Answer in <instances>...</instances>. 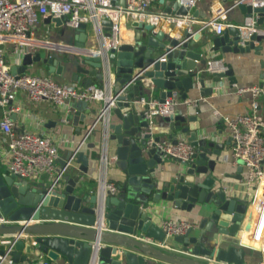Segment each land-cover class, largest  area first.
<instances>
[{"label":"water","instance_id":"95a60500","mask_svg":"<svg viewBox=\"0 0 264 264\" xmlns=\"http://www.w3.org/2000/svg\"><path fill=\"white\" fill-rule=\"evenodd\" d=\"M125 3L123 0L118 4ZM238 8L245 14L256 11L258 22L264 23V4L252 7L239 3ZM163 10L178 15L190 11L180 0H169L163 4ZM197 15L196 10L191 12L192 18ZM44 19L60 23L66 17L47 15ZM100 22L104 35H110L111 20L105 18ZM190 22L182 37L177 38L161 29L153 31L152 22L133 21L131 40L111 48L107 60L93 55L90 49L72 57L58 51L46 55L37 51L21 53L18 63L10 66V72L16 76L35 63L46 64L48 73L61 75L65 63L70 62L75 66L72 80L80 82L85 75L84 87L106 82L109 96L100 100V106H88L85 100L71 104L73 108L85 106L84 117L94 115L92 123L98 124L101 142L107 152H112L113 162L124 177L115 194H103L99 187L90 190L81 182L79 173L62 174L55 182L49 178L30 182L0 170V215L12 221L0 224V255L5 258L4 264H31L34 257L42 255L53 261L61 256L64 264H89L91 260L94 264H212L215 260L247 264L246 250L236 244L233 236L240 228L248 203L231 196L223 175L217 173V163L228 140L219 141L203 132L201 105L202 97L211 95L223 77L230 84L237 82L230 62L224 71H205L208 52L219 51L225 56L231 51L243 53L254 49L259 53L264 36L252 33L242 45L238 42V29L229 25L220 34L212 35L210 42L196 43L200 32L192 30ZM75 31V45L85 47L87 23H80ZM145 77L150 81L145 82ZM194 87L199 97L182 108L176 106L174 113L163 117L168 127L153 135L145 116L146 106L139 99L147 97L151 88L150 91L158 92L156 98L161 102L174 91L185 100ZM111 99L114 105L109 107L108 118L96 120ZM12 102L8 99L7 105ZM3 113L0 104V119ZM9 116L13 119L14 113ZM161 133L173 141L184 135L194 146L192 159H176L174 164L167 165L156 145L162 139ZM150 139L153 142L148 143ZM93 156L97 159L98 153ZM88 159V154L73 146L61 152L57 161L70 172L73 162H77V169L85 172ZM153 203L200 216L198 231H193L192 226L167 238L153 219ZM30 219L38 222L28 223ZM219 233L227 238L218 242ZM144 236L174 241L180 246L173 249L188 253L189 257L167 253L145 242Z\"/></svg>","mask_w":264,"mask_h":264},{"label":"built area","instance_id":"2783aa9c","mask_svg":"<svg viewBox=\"0 0 264 264\" xmlns=\"http://www.w3.org/2000/svg\"><path fill=\"white\" fill-rule=\"evenodd\" d=\"M117 0H0V104L8 106L0 119V131L6 143L8 154L7 168L11 173L25 179L38 178L42 173H49V179L54 182L63 174V168L56 170V162L59 150L54 140L49 135H44L29 130H17L14 121L9 116L16 106L7 105L8 99H13L18 90H23L32 100L47 99L57 106H64L69 112L75 100H106L109 96V86L106 82L100 85L91 84L87 87H77L73 83L58 82L48 74L25 72L22 75H14L10 72V66L4 56L5 42L13 43L14 49L21 53L34 52L38 46L49 50H70L60 42L52 41L46 37L38 39L33 37V27L40 17L47 15L65 16V24L76 28L82 22L94 24L98 29L99 47L90 49L93 55H101L105 60L111 48H116L120 43V21L125 14H134L155 24L160 20L168 23L179 21L190 22L191 9L199 0H180V3L189 7L187 15L168 13L164 10L151 11L150 5L155 0H126L125 5L117 4ZM260 6L264 0H233L228 6L218 3L212 14L200 20L199 28L209 27L215 34H220L224 28L233 25L238 29L239 44L250 39L252 33L264 36V23L258 22V13L251 11L243 13L242 20L232 22L228 20V12L232 8H238V4ZM110 19V35H104L102 19ZM258 44V41H255ZM64 52V51H62ZM228 68L226 60L220 53H212L207 57L205 71L208 74L224 71ZM237 92H249L250 109L231 117L227 114L219 115L229 131L231 137L230 156L231 162L245 169V183L248 187H259V200L256 202L257 219L254 227V240L263 235L264 226V80L246 86L237 87ZM140 102L146 106L145 116L150 125L155 116H168L175 112L178 104L176 91L167 96L163 102L157 98L141 97ZM185 103H192L195 99L187 98ZM114 105V99L103 108L96 118L107 119L109 107ZM91 124L89 130L92 129ZM153 142L150 139L148 143ZM156 145L162 152V157L190 161L194 152V146L184 135H179L176 141L162 138L156 141ZM101 155V160L107 161L106 145ZM103 194H115L118 185L113 180H105L99 188ZM12 221L6 216L0 215V224H10ZM194 226L187 220L165 219L161 227L167 238L175 234L184 233L189 227ZM143 240L162 248H169L165 240L158 241L144 236ZM264 264V243L261 248ZM212 264H234L227 261H212ZM5 263V258L0 255V264ZM33 264H55L45 256L37 257ZM89 264H94L93 260Z\"/></svg>","mask_w":264,"mask_h":264},{"label":"crops","instance_id":"0c3cea01","mask_svg":"<svg viewBox=\"0 0 264 264\" xmlns=\"http://www.w3.org/2000/svg\"><path fill=\"white\" fill-rule=\"evenodd\" d=\"M123 1V0H122ZM169 0H155L150 5L151 11L163 10V4ZM233 0H199L197 5L191 9V12L197 11V18L192 20L190 28L192 30L198 29L200 37L196 43L200 41L210 42V38L215 33L209 27L199 28L200 20L209 17L212 14L213 9L218 3L229 5ZM117 4L121 0L116 1ZM205 17V18H202ZM243 12L239 8H232L228 12V20L232 22H239L242 20ZM141 20L147 21L134 14H125L120 21V42H129L131 40L134 28L131 25L133 21ZM90 26L87 27L88 37L85 43V47L79 48L75 45V28H71L65 24L62 20L60 23L54 21H45L44 17H40L33 27V37L41 39L48 38L52 41H57L65 46L67 45L70 50H49L45 47L38 46L35 51H39L42 55H46L48 52L58 51L61 53H67L70 57L75 56L80 51L85 52L87 49H94L99 47V34L94 24L88 23ZM189 24L186 21H179L174 23H168L160 20L155 22L156 30H163L165 32H171L177 38L182 37L183 29ZM123 33V34H122ZM261 49L259 53L251 49L249 52H227L223 58L226 62H230L234 70V75L237 78V82L230 84L226 77H223L221 82L214 86V91L211 95L202 97L203 104L201 105V120L200 124L203 128V132L206 135H210L219 141L226 142L228 144L224 146L221 151L220 159L217 163L220 171L217 173L223 177L225 187L231 196L243 199L248 203L247 211L244 214V218L240 224V228L235 236L234 241L238 246L244 247L246 250L244 259L247 264H259L263 260V253L261 248L264 243V233L256 241L254 240V227L257 219L256 202L259 200V187L256 189L248 187L245 183V169L242 166L235 165L231 162L230 149H231V137L228 129L224 122L221 120L219 115L215 114V110H218L221 114H227L231 117L238 113L248 111L250 109V94L249 92H237V87L246 86L253 83L262 82L264 80V39L261 41ZM4 56L9 66L18 63L21 55L19 49H14L13 43L5 42ZM64 51V52H62ZM220 53L219 51H209L208 56L212 53ZM221 55V53H220ZM222 56V55H221ZM75 71V66L70 62L65 63L64 70L61 75L51 74L47 71L46 64L35 63L33 67H30L27 72L38 73V74H50L58 82L73 83L77 87H84L83 75L80 82L72 80V74ZM144 81H150L149 77H145ZM104 83V82H103ZM103 83H96L100 85ZM105 84V83H104ZM147 93L146 98H156L158 92L150 91ZM189 96L191 99L199 97L197 87L190 90ZM12 105L16 106L17 109L12 111L14 113V127L17 130H29L44 135H49L56 143L59 156L61 152L71 149L73 146H78L80 150H83L88 154V164L85 172L77 169L78 163L73 162L74 168L70 172L65 167L63 168V174H75L79 173L81 176V182L90 187V190L95 187H101L105 180H113L119 185L124 177V172L120 170L113 162L112 152L106 150L107 161L101 160V155L104 151L103 143L101 142L100 132L98 124L94 125L89 130L94 115L84 117L85 106H78L72 108L69 112L65 110L64 106H57L51 103L47 99L32 100L23 90H18L16 96L12 99ZM185 102L183 99L178 98V108H182ZM88 106H100V101L92 100L88 101ZM80 107V108H79ZM4 110L8 106L3 107ZM83 117L85 119H83ZM168 123L164 121L163 116H155L151 125V131L153 135L160 133L162 129H166ZM162 138H166L165 134L161 133ZM230 138V139H229ZM98 153L97 159L94 158L93 154ZM109 153V154H107ZM8 154L6 153V143L2 138L0 131V170L5 173H10L7 168ZM167 165L175 163V159L165 158ZM56 170L62 169L60 163L56 162ZM42 173L38 178L27 179L30 182L45 180ZM47 174V173H46ZM225 175V176H224ZM48 173V178H49ZM172 218L175 220L184 219L193 223L194 230L198 231V223L200 216L190 214L187 211H177L168 209L161 206L159 203H153V219L158 223L167 219ZM38 222V220L30 219L28 223ZM248 228V229H247ZM264 232V226H263ZM218 242H221L227 236L225 234H218ZM169 248H162L167 253L179 254L182 257H189L188 253H177L176 249L179 248V244L174 241H167ZM42 255L40 257H43ZM37 259L34 257L31 260V264ZM164 262V261H163ZM55 264H64V259L60 256ZM167 264H171L166 262Z\"/></svg>","mask_w":264,"mask_h":264},{"label":"rangeland","instance_id":"374dc122","mask_svg":"<svg viewBox=\"0 0 264 264\" xmlns=\"http://www.w3.org/2000/svg\"><path fill=\"white\" fill-rule=\"evenodd\" d=\"M121 2H123V1L121 0ZM88 26H90V24H87V27H88ZM42 177H43L45 180H47V178H48V173H47V174L45 173Z\"/></svg>","mask_w":264,"mask_h":264},{"label":"bare ground","instance_id":"6f19581e","mask_svg":"<svg viewBox=\"0 0 264 264\" xmlns=\"http://www.w3.org/2000/svg\"><path fill=\"white\" fill-rule=\"evenodd\" d=\"M123 34V33H122ZM248 229V228H247Z\"/></svg>","mask_w":264,"mask_h":264}]
</instances>
